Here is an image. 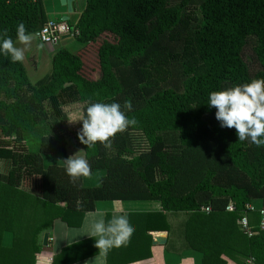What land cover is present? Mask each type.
I'll use <instances>...</instances> for the list:
<instances>
[{
    "label": "trees",
    "instance_id": "trees-1",
    "mask_svg": "<svg viewBox=\"0 0 264 264\" xmlns=\"http://www.w3.org/2000/svg\"><path fill=\"white\" fill-rule=\"evenodd\" d=\"M48 18L43 0H0V33L13 41L19 22L34 34ZM73 26L83 48L95 47L96 78L82 73L80 53L62 46L34 82L22 62L0 53V264H33L39 234L57 218L79 226L96 200L160 202L161 210L145 213L147 247L133 261L151 256L150 231L172 233L168 216L183 214L180 246L171 236L167 243L173 250L192 249L201 264H242L250 255L264 264V229L248 237L237 224L245 203L264 205V146L239 141L207 104L212 91L264 78V0H84ZM72 101L83 103L81 118L89 103H120L137 123L112 137L110 148L88 146L78 138L81 120L73 133L65 125L62 106ZM42 128L27 149L24 138ZM68 137L91 172L104 171L99 184L73 181L64 163L45 162L67 159ZM228 201L236 212L225 210ZM249 216L258 222V212ZM4 231L13 234L11 246L1 242ZM93 243L69 245L53 264L91 255Z\"/></svg>",
    "mask_w": 264,
    "mask_h": 264
},
{
    "label": "clouds",
    "instance_id": "clouds-1",
    "mask_svg": "<svg viewBox=\"0 0 264 264\" xmlns=\"http://www.w3.org/2000/svg\"><path fill=\"white\" fill-rule=\"evenodd\" d=\"M33 39V34L27 31L25 24L19 22L16 26V41L8 35L7 30L0 33V53L10 56L13 63L23 62ZM17 43L22 47H18ZM207 104L216 109L215 118L222 128L236 130L239 141L250 140L257 147L264 146V78H254L249 83L212 91ZM123 108L131 111V102L125 101ZM80 120V142L88 146L99 142L105 148L111 147V138L118 132L137 123L134 117L128 118L117 102L89 103ZM63 162L66 173L73 181L91 174V166L84 157L73 155ZM107 215L100 209L87 212L81 227L69 230L72 234L71 239H68L69 244L79 243L76 238L80 236L94 238V247L99 251L85 264H106L109 251L126 245L135 231L126 212L114 209L109 219H106Z\"/></svg>",
    "mask_w": 264,
    "mask_h": 264
},
{
    "label": "crops",
    "instance_id": "crops-1",
    "mask_svg": "<svg viewBox=\"0 0 264 264\" xmlns=\"http://www.w3.org/2000/svg\"><path fill=\"white\" fill-rule=\"evenodd\" d=\"M43 4L49 18L53 16V18L61 19V17L66 14V7L59 5V3L57 1L55 2V0H43ZM83 6L84 0H76L73 4V12L69 13V19L67 21L72 24L75 23ZM33 37L34 39L32 41V45L28 50H26L25 59L22 62L26 73L32 82L42 77L49 71L52 57L56 51V48L53 46L41 43L34 36V34ZM14 41H16V39ZM17 46L22 47V45H19L18 43ZM60 46L65 47L74 53H80L82 50H85V48H83V44L79 41L66 36L62 38L59 44V47ZM96 209L105 211L108 214L106 219L111 217L114 209H119L122 213L126 212L135 229L133 234L137 235L135 238H130L126 245L111 249L107 255L106 264H114V262L118 261H132L125 264H201L200 253L193 251L192 249H182L180 251H176L167 244L169 236H171L172 244H175L176 248L180 246L181 234L180 232L175 231H177L178 227H181L182 225V220L184 218L183 214H180L179 216H173L170 214L168 216V222L170 223L173 232H168L166 244L155 245L152 244L151 241V256L140 260H132L140 257L142 251L144 249L146 250L147 239L141 236L145 231V213L161 210V204L158 200H96L94 203V209L91 211ZM83 219L81 224L77 227H70L62 220L58 218L55 219L48 229L43 230L39 234V243L41 244V248L39 252L35 254V261L33 264H53V258L58 253L63 251L69 245L75 244V242L69 244L68 239H71L72 235L69 230L80 228L83 223ZM45 231L48 232V237L47 244L43 246L42 235ZM76 239L81 242L90 238L85 235L77 237ZM12 241V232L4 231L1 239L2 244L8 247L12 245ZM90 250L93 251L91 255L80 258L70 264H85L86 260L93 259L99 250L94 247V243L92 244ZM230 264L237 263L231 261ZM239 264H241V262Z\"/></svg>",
    "mask_w": 264,
    "mask_h": 264
},
{
    "label": "rangeland",
    "instance_id": "rangeland-1",
    "mask_svg": "<svg viewBox=\"0 0 264 264\" xmlns=\"http://www.w3.org/2000/svg\"><path fill=\"white\" fill-rule=\"evenodd\" d=\"M57 0H55L56 2ZM58 2V1H57ZM188 12V11H187ZM195 13L197 17H199V12L198 10H195ZM59 47V46H58ZM252 49L250 47H247L244 50V56L248 62L249 67L251 70H256L258 68V64L252 60ZM81 59L83 62L82 66V73L87 77V78H96L99 76V71H98V63L96 59V53H95V47H90L88 49L82 50L80 52ZM82 106L83 103L79 101H72L69 103H66L62 106L63 110L67 114V121L65 123L66 127L73 133L76 131L78 124L80 122L81 116H82ZM47 129L42 128L38 134H29L27 135L23 143L25 147L32 148L35 146L37 139L39 138L40 134L46 133ZM72 136V134H71ZM66 151H67V157L77 155L82 157L83 156V151L80 149L78 146L76 139L73 137H68L67 138V146H66ZM45 162H57V163H64L63 156L61 154L53 155V156H45ZM104 174L103 170H95L91 172V174L88 177H83V183L87 186L91 185H97L100 182V177Z\"/></svg>",
    "mask_w": 264,
    "mask_h": 264
},
{
    "label": "built area",
    "instance_id": "built-area-1",
    "mask_svg": "<svg viewBox=\"0 0 264 264\" xmlns=\"http://www.w3.org/2000/svg\"><path fill=\"white\" fill-rule=\"evenodd\" d=\"M74 24V23H73ZM72 23L63 19L48 18L46 22L34 33V36L41 42L49 44L54 48H58L63 37L75 39L78 35V30L74 28ZM205 212L210 211L209 206L201 208ZM228 212H236L237 207L232 201H228L225 206ZM258 212L259 219L256 224L252 223L249 213ZM237 224L240 230L248 237L253 236L256 231L264 229V205H259L256 202H247L244 204L241 215L237 219ZM242 264H255V258L248 256Z\"/></svg>",
    "mask_w": 264,
    "mask_h": 264
},
{
    "label": "water",
    "instance_id": "water-1",
    "mask_svg": "<svg viewBox=\"0 0 264 264\" xmlns=\"http://www.w3.org/2000/svg\"><path fill=\"white\" fill-rule=\"evenodd\" d=\"M59 5L65 6L66 7V14L61 17L63 20H68L69 19V13L73 12V4L76 0H57ZM53 18V16L51 17ZM151 235V241L152 244L155 245H164L167 242L168 239V231L166 230H154L150 231ZM47 237H48V232L45 231L42 235V245L45 246L47 244Z\"/></svg>",
    "mask_w": 264,
    "mask_h": 264
}]
</instances>
